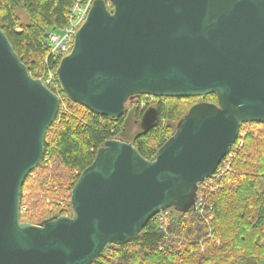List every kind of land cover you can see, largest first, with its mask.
Masks as SVG:
<instances>
[{
  "label": "water",
  "instance_id": "95a60500",
  "mask_svg": "<svg viewBox=\"0 0 264 264\" xmlns=\"http://www.w3.org/2000/svg\"><path fill=\"white\" fill-rule=\"evenodd\" d=\"M56 74L71 101L111 118L138 95L217 102L194 104L154 159L107 140L73 187L71 214L22 222V187L44 159L61 97L0 27V264H93L163 211L194 209L242 124H264V0H94ZM158 121L149 107L142 133Z\"/></svg>",
  "mask_w": 264,
  "mask_h": 264
},
{
  "label": "trees",
  "instance_id": "16d2710c",
  "mask_svg": "<svg viewBox=\"0 0 264 264\" xmlns=\"http://www.w3.org/2000/svg\"><path fill=\"white\" fill-rule=\"evenodd\" d=\"M76 1L0 0V27L32 76L45 80L49 69L57 70L64 56L50 55L49 32L70 24V10ZM17 10L25 12L26 23ZM57 85L60 110L46 135L44 159L23 184L22 222L40 224L51 216L71 214L73 187L97 150L109 139L125 140L121 136L127 110L119 118L96 114L71 101L58 79ZM143 97L129 99L136 101L134 118L140 126L129 141L148 159H154L194 104L199 100L217 102L215 94L156 97L154 103L142 108ZM151 106L158 109L159 121L142 133L140 123ZM230 151V173L210 198L209 224L193 208L186 212L170 208L165 221L160 214L154 216L136 238L110 245L93 264H264V124H242Z\"/></svg>",
  "mask_w": 264,
  "mask_h": 264
},
{
  "label": "built area",
  "instance_id": "2783aa9c",
  "mask_svg": "<svg viewBox=\"0 0 264 264\" xmlns=\"http://www.w3.org/2000/svg\"><path fill=\"white\" fill-rule=\"evenodd\" d=\"M94 0H77L76 3L70 10V24L65 28L64 33L59 35L55 29L54 32H51L49 35V41L51 44L50 55L54 56H66L69 54L74 46V38L77 30L87 19L89 10L93 5ZM57 71V70H56ZM54 69H49L45 75V80L43 82L54 92L59 94V88L57 85V74ZM144 99L141 100L142 108H146L149 104L154 103L156 96L153 95H143ZM239 145H242L240 142ZM231 157L232 152L229 151L226 157L223 159L224 163L212 174L210 177L199 182L196 203L194 209L199 211L201 215L208 221L212 219V215L209 214V211L212 209V204L210 198L212 195L216 194L220 189V180L223 177H227L231 170ZM63 204V203H62ZM169 215V209L160 213V219L162 221L166 220V217Z\"/></svg>",
  "mask_w": 264,
  "mask_h": 264
},
{
  "label": "rangeland",
  "instance_id": "374dc122",
  "mask_svg": "<svg viewBox=\"0 0 264 264\" xmlns=\"http://www.w3.org/2000/svg\"><path fill=\"white\" fill-rule=\"evenodd\" d=\"M17 15L22 19L23 22L26 23L28 21L27 15L25 14L24 11L17 10ZM54 31H55L54 29L50 30L49 35L51 34V32H54ZM57 33L59 35H62L64 33V30L59 29L57 31ZM142 99H144V97ZM200 101H204V100H199V102ZM135 107H136V101H132V100L127 101V103H126V110H127V113H126V129L121 136L125 139V141L131 140L140 130L139 123H136L135 118H134ZM241 142L244 143L243 140ZM210 220H208V224H209Z\"/></svg>",
  "mask_w": 264,
  "mask_h": 264
},
{
  "label": "flooded vegetation",
  "instance_id": "af4514ba",
  "mask_svg": "<svg viewBox=\"0 0 264 264\" xmlns=\"http://www.w3.org/2000/svg\"><path fill=\"white\" fill-rule=\"evenodd\" d=\"M142 96V95H141Z\"/></svg>",
  "mask_w": 264,
  "mask_h": 264
}]
</instances>
